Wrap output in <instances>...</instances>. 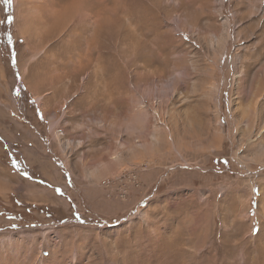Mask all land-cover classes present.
I'll return each mask as SVG.
<instances>
[{
    "label": "rangeland",
    "instance_id": "374dc122",
    "mask_svg": "<svg viewBox=\"0 0 264 264\" xmlns=\"http://www.w3.org/2000/svg\"><path fill=\"white\" fill-rule=\"evenodd\" d=\"M0 264H264V0H0Z\"/></svg>",
    "mask_w": 264,
    "mask_h": 264
},
{
    "label": "bare ground",
    "instance_id": "6f19581e",
    "mask_svg": "<svg viewBox=\"0 0 264 264\" xmlns=\"http://www.w3.org/2000/svg\"><path fill=\"white\" fill-rule=\"evenodd\" d=\"M101 8H103L102 6L100 7V9L98 10V6H97V9H96V12H94V14H95V16H97V18H95V20H94V22L92 21V24H91V26H92V32L90 33V36L87 38L86 37V42L89 44L90 42H92V40H93V38H94V36L96 35V33H97V27H98V21L100 20L99 19V13H101ZM92 18V17H91ZM133 35H134V33H133ZM87 45V44H86Z\"/></svg>",
    "mask_w": 264,
    "mask_h": 264
},
{
    "label": "snow or ice",
    "instance_id": "6c2138e0",
    "mask_svg": "<svg viewBox=\"0 0 264 264\" xmlns=\"http://www.w3.org/2000/svg\"><path fill=\"white\" fill-rule=\"evenodd\" d=\"M5 3H11V0H5ZM8 20H9V22H11V20H12V17H9L8 18ZM12 42V40H11V36L9 35L8 36V43H11ZM15 163V162H14Z\"/></svg>",
    "mask_w": 264,
    "mask_h": 264
}]
</instances>
